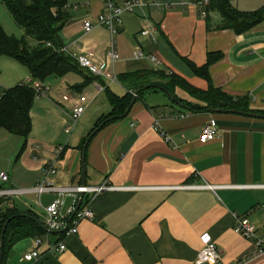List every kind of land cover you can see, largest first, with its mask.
<instances>
[{"label": "crops", "instance_id": "crops-1", "mask_svg": "<svg viewBox=\"0 0 264 264\" xmlns=\"http://www.w3.org/2000/svg\"><path fill=\"white\" fill-rule=\"evenodd\" d=\"M198 1L145 0L135 13L124 15L114 36L120 56L111 68L116 76L140 70L164 71L193 88L204 91L212 85L233 100L246 99L250 109L264 111V20L237 34L233 29L218 27L221 18L217 11L206 10L202 16L204 9L197 5ZM230 2L246 12L264 6V0ZM79 5L87 7L80 33L67 44L61 39L63 46L72 53L92 51L97 65L104 68L108 30L102 26L89 33L83 30V23L95 20L101 12L103 2L82 0ZM66 7L69 12L67 0ZM69 20L60 34L68 28ZM147 28L154 32L141 35ZM95 32L107 35L108 41L103 45L91 36ZM137 47L153 55L158 63L148 58L135 59ZM209 55L213 60L207 70L203 75L196 73L191 65L202 67ZM118 61L123 64L116 73ZM82 71L91 80L85 83L80 74L79 83L67 85V102L73 105L77 93L91 99L89 106L101 95L106 99L105 87L110 89L106 79ZM33 82L44 86L38 80ZM45 89L38 98L46 97L49 90ZM173 93L181 103L161 89L146 91L125 117L105 124L86 147L84 179L81 142L98 119L110 111V105L106 113L101 110L103 106L97 107L90 122L76 131L75 124L66 132V119L52 136H43L55 137V142L61 140L58 145L46 143L40 147L33 143L37 135L31 130L27 141L31 137L32 143L28 150L25 146L27 152L24 149L23 153L39 159L41 167L31 166L25 158L20 167L24 179L9 176L5 182L8 188H31L43 180L54 187L105 183L117 188L89 200L93 217L82 219L75 234L48 233L50 242L65 244L62 252L49 251L43 243L38 248L39 257L25 262L23 255L35 249L36 239L27 237L6 249L5 264H195L203 233L218 247L220 261L216 264H264V253L254 255L253 241L233 229L235 216L245 217L254 225L256 236L264 241V117L193 111L191 105H203L198 98L180 87ZM31 120L33 129L32 116ZM209 122L217 134L212 141L201 143V129ZM161 130L169 141L163 139ZM59 146L63 150L56 157ZM49 162L55 163L56 173L46 176L42 169ZM21 196H30L33 206ZM15 197H20V204L11 197L8 201L12 206L37 214L42 222V207L53 200L63 199L61 217L68 216L72 203L71 195L61 196L55 191L39 197L42 207L36 204L34 194Z\"/></svg>", "mask_w": 264, "mask_h": 264}, {"label": "trees", "instance_id": "trees-1", "mask_svg": "<svg viewBox=\"0 0 264 264\" xmlns=\"http://www.w3.org/2000/svg\"><path fill=\"white\" fill-rule=\"evenodd\" d=\"M1 3L10 14L14 24L23 30V35L20 38L7 35L0 24V56L14 59L27 69L33 80L40 82L50 76L63 77L67 73L77 71L76 69L82 71L75 59L59 50L63 46L60 31L70 19L66 0H1ZM206 10L218 12L221 18L218 26L220 29H233L237 34L250 30L264 20V6L251 12L240 11L232 6L230 0H210ZM212 60L213 57L209 55L205 65L200 68L194 65L191 67L196 73L203 75ZM152 74H159L163 80L167 81L160 83L158 85L160 87H156L150 80ZM117 79L125 89V93L118 95L105 87V96L110 105V111L104 118L98 119L99 121L90 133L104 119L118 117L125 114L127 110L129 112L132 93L135 90H140L136 99L144 92L154 91L156 88L173 94L176 98L173 91L176 87H180L203 103V105H191L190 110L193 111L219 108L218 103L223 101L226 102L225 108L227 109L246 113L264 112L250 109L246 99L233 100L212 85L207 90H199L188 85L180 77L173 74L167 75L160 70L124 72L120 73ZM35 97L36 94L31 86L20 83L8 88L0 101V130H5L22 139L17 157L23 153L28 135L32 130L30 110ZM176 100L181 103V100L177 98ZM90 133L82 140V148ZM0 206V234L4 224L7 223L3 239L2 264H5L4 257L7 248L19 240L27 237L37 238L47 232L43 230V222L37 214L31 211H19L11 205L7 198H0Z\"/></svg>", "mask_w": 264, "mask_h": 264}, {"label": "built area", "instance_id": "built-area-1", "mask_svg": "<svg viewBox=\"0 0 264 264\" xmlns=\"http://www.w3.org/2000/svg\"><path fill=\"white\" fill-rule=\"evenodd\" d=\"M145 0H102L103 8L101 12L96 16L95 20H87L83 23V30L85 33H89L97 26L105 27L109 34L110 40L108 49L106 51L104 68L99 67L96 62L95 54L92 51H81L80 53H72L67 47L62 46L59 50L69 56H71L77 62L78 66L82 70H86L94 76L104 77L108 83L120 84L116 74L114 73L112 64L119 58L118 52L115 48L114 36L118 32V28L122 23L123 16L126 14H133L136 10L144 4ZM210 0H199L197 5L204 9L201 12L202 16H205L206 8L209 5ZM153 28H147L141 31V35H147L152 33ZM135 59L148 58L152 62L158 63V60L153 55H146V53L139 47L133 52ZM31 86L36 96L41 95L46 89L41 83L28 84ZM8 88L3 87L0 83V101L5 95ZM63 100H69V96L64 95ZM91 99L85 95H79L75 99L72 111L67 116V128L66 132H70L72 127L77 123L78 119L88 108ZM161 136L165 141H169L168 135L162 130ZM217 134V130L212 122L206 123L200 132L199 141L201 143H207L212 141ZM63 150L62 146L56 149L55 155L59 157ZM44 174L46 176L56 173V165L54 162H49L45 165ZM9 180V175L6 172H0V181L5 183ZM262 186L256 185L255 187ZM264 186V185H263ZM202 187V186H198ZM203 187H210L209 185H203ZM117 187L110 186L108 184H102L99 186H63L54 187L47 180L34 185L31 188L25 189H13V188H0V198H11L14 196L34 194L37 198L36 204L42 207L39 197L48 192H58L59 195H71L72 203L69 214L67 217H61L60 212L63 206V199L58 198L50 202L48 205L42 207L45 215L43 225L50 231L65 232L66 234H75L77 232L78 223L82 219H91L93 214L88 206V202L92 197H95L105 191L116 189ZM87 196V197H85ZM80 201L78 209L74 212L76 206ZM236 222L234 225V231L243 236L246 239L253 241L256 251L254 255H260L264 253V241L256 236V229L247 218L235 216ZM202 241V248L196 253L195 264H216L220 261V253L216 243L210 238L207 233H203L200 236ZM46 244L49 251L62 252L65 249V244L62 242L52 243L48 239V232L45 238L37 237L35 239V249L29 251L23 255V261L30 262L39 257V246Z\"/></svg>", "mask_w": 264, "mask_h": 264}, {"label": "rangeland", "instance_id": "rangeland-1", "mask_svg": "<svg viewBox=\"0 0 264 264\" xmlns=\"http://www.w3.org/2000/svg\"><path fill=\"white\" fill-rule=\"evenodd\" d=\"M69 4V14L71 15V19L69 20V26L66 30H64L60 36L62 40H65V44H67L76 34L80 33V26L82 23V15L86 11V6H82L78 4H82V0H67ZM77 5L79 9H77ZM0 24L7 35L14 36L20 38L23 35V30L17 27L10 14L1 3L0 0ZM91 36L97 38L103 45L108 41V36L95 32ZM72 52V50L70 49ZM120 56V55H119ZM134 61V60H132ZM122 61H118L115 66V72H119L120 68H122ZM75 72H70L63 77H55L50 76L43 81L45 88L49 90L46 94V97L35 98L33 102V107L31 110V116L33 119V129L32 134H36L35 140L33 143H38L40 147H44L46 143L57 144L60 141H54L55 137H43L52 136L54 131L61 126V123L67 119L68 114L72 111V104L70 102L64 101L63 96L69 93L66 89L67 85H74L80 82L81 75L84 77V82L90 81L91 78L88 77L83 71L76 69ZM134 72V71H132ZM81 74V75H80ZM152 85L156 87L160 83H164L167 80H163L159 74H152L151 76ZM34 80L29 75L27 69L20 65L14 59L7 56H0V83L5 88L13 87L17 84H32ZM110 89L115 93L122 95L124 94V90L118 86L117 83H109ZM156 90H160V88H156ZM81 95L77 93L74 95V98ZM69 96V95H67ZM161 97H166L164 94H161ZM105 105V106H104ZM102 111L109 110V104L105 99L104 95L99 96L83 113V115L78 119L75 125V131L78 127H82L85 124L90 122V119L94 116L97 111V107H101ZM99 110V109H98ZM107 110V111H108ZM100 111V112H102ZM107 111H104L105 113ZM107 114L102 115L100 119L104 118ZM99 121V120H98ZM4 137V138H3ZM65 138V137H61ZM32 138L29 137L26 143V149L30 148V140ZM22 145V139L18 136L12 135L5 130H0V171L8 172L10 178L12 177L14 180H22L24 179V175L20 171L21 163L24 162V159L27 158L29 164L33 167H41L39 159L35 160L33 156L28 155L25 149V153L21 154L19 157V151ZM23 155V156H22ZM18 161V162H17ZM15 162L17 163L15 165ZM14 170H12L13 166ZM43 170V169H42ZM0 188H8V183H1ZM22 199L27 200L32 206L34 200L30 196H21ZM15 204H20V197H12ZM10 200V198H7Z\"/></svg>", "mask_w": 264, "mask_h": 264}, {"label": "water", "instance_id": "water-1", "mask_svg": "<svg viewBox=\"0 0 264 264\" xmlns=\"http://www.w3.org/2000/svg\"><path fill=\"white\" fill-rule=\"evenodd\" d=\"M140 92V90H135L132 94H133V98H132V101H131V106L134 104L135 100H136V97L138 95V93ZM168 96L173 100V101H176V98L174 97V95L172 94H169L168 93ZM219 108H212V109H209L208 111L211 112V113H237V114H241V115H249V116H260V117H264V115H260V114H257V113H246V112H243V111H236V110H232V109H227L225 108L226 106V102H223V101H220L219 103ZM128 112V110L126 111V113ZM125 114L123 115H120L118 117H109L108 119H104L89 135V137L86 139L84 145H83V148H82V164H81V176L82 178L84 179V176H85V150H86V147L90 141V139L105 125L107 124L108 122L116 119V118H123L125 117ZM80 205V201L78 203V205L76 206L74 212L78 209ZM6 224H4V227L1 231V234H0V264H2V260H3V246H4V242H3V239H4V231H5V227H6ZM43 230L45 232H48V233H57L58 231H50L48 230L45 226H42Z\"/></svg>", "mask_w": 264, "mask_h": 264}]
</instances>
